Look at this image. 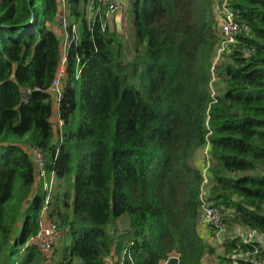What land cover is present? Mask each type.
<instances>
[{
	"label": "trees",
	"instance_id": "obj_1",
	"mask_svg": "<svg viewBox=\"0 0 264 264\" xmlns=\"http://www.w3.org/2000/svg\"><path fill=\"white\" fill-rule=\"evenodd\" d=\"M216 2L130 0L126 49L106 5L68 0L79 39L57 135L47 91L62 56L57 1H0V264H104L124 249L125 264H205L217 247L199 223L204 186L228 226L220 262L243 252L244 264H264V0L230 1L250 30L214 65ZM33 148L61 180L49 218L68 240L53 258L29 244L45 204ZM122 216L119 234L110 226ZM245 227L262 241H245Z\"/></svg>",
	"mask_w": 264,
	"mask_h": 264
},
{
	"label": "built area",
	"instance_id": "obj_2",
	"mask_svg": "<svg viewBox=\"0 0 264 264\" xmlns=\"http://www.w3.org/2000/svg\"><path fill=\"white\" fill-rule=\"evenodd\" d=\"M58 4L57 22L61 29L60 45L62 48V56L58 71L48 88L54 103L59 107L64 89V78L66 77V66L68 62V49L72 39H79L77 32V25H73L70 31L69 22V6L68 0H56ZM231 0H217L215 6L216 19L221 36L225 39L222 41V48L224 50L226 45L236 42L237 36L244 31H249L250 28L247 24H241L235 20V12L232 9ZM98 3L107 6V16L113 15L117 18L122 17L124 9L128 6V0H98ZM119 22V21H118ZM119 24V23H118ZM40 89V88H39ZM30 88H26L24 92H30ZM27 98L25 97V100ZM59 125L63 124V120L59 119ZM38 168V176H45V154L37 148L30 150ZM210 143L206 144L204 149L205 160L203 162V171L205 176V182L208 181V171L210 167ZM47 186V183H46ZM206 187L202 188L201 193V206L199 223L202 231L212 239L216 246L222 245L227 239L228 226L221 209L216 206L212 201L208 200ZM49 196L45 200L44 208L42 209L38 221L37 232L30 237L29 244L36 247L42 255L48 257H54L53 250L58 244V241L62 235V230L58 224L52 221L45 212L49 206ZM244 240L250 243L262 241L263 235L257 228L245 227L241 230ZM248 253L238 252L230 255V260L223 262L222 264H244L241 259L248 258ZM127 259L132 260L131 252L129 249H124L122 253L111 254L105 260L104 264H125Z\"/></svg>",
	"mask_w": 264,
	"mask_h": 264
},
{
	"label": "rangeland",
	"instance_id": "obj_3",
	"mask_svg": "<svg viewBox=\"0 0 264 264\" xmlns=\"http://www.w3.org/2000/svg\"><path fill=\"white\" fill-rule=\"evenodd\" d=\"M1 1V0H0ZM130 1V0H128ZM130 13V15H129ZM93 15V14H91ZM124 15V16H123ZM123 17H120L118 18L119 19V22L124 18V22L121 24V25H116L114 24L113 25V29H116L117 31H119V34L121 35L122 37V40L125 41V47L126 49L130 48L131 45H132V41L134 40V27L132 25V16H131V11L129 10V3H128V6H126V8L124 9V13H123ZM112 20H115V23H119L117 22L116 19H113V18H116L114 17L113 15L110 16ZM220 32V30H219ZM221 34V33H220ZM225 39L221 36V41L217 47V50H216V54L213 58V61H214V65L218 64L220 61H222L224 58V54L225 53H228L230 51V47H231V44H228L226 45V48L224 50H221L222 48V41H224ZM214 69V67H213ZM215 78V81H219L218 77L214 76ZM57 105L54 103V110H57ZM54 126H55V130H56V134L58 135L59 134V129H60V125H59V121H54ZM57 137V136H56ZM45 176L44 177H40V175L38 177H36V182H40V179H41V183H42V187L39 189V192L42 193V194H45V200L46 198L49 196V203L47 206H49L45 212L46 216H48L49 218V211H50V204L52 203L51 205V209H53L52 207H54V204H55V201L58 197V195L60 194L58 192L59 188L57 189V186H56V180L54 179V176H55V173H53L52 171H49L45 169ZM208 179H210L208 177ZM73 180H74V177H73ZM46 183H47V186H46ZM60 185H58L59 187ZM63 188H68V184L66 182L63 183ZM61 190V189H60ZM35 193V191H34ZM59 193L57 196L56 194ZM62 195V194H61ZM53 197V198H52ZM45 205V204H44ZM44 208V206L42 207V209ZM42 211V210H41ZM23 220H24V217H23ZM58 223V222H57ZM19 225H22V223L20 222ZM129 218L127 216H122L121 218H119L117 221H115L111 226L110 228L113 230H117V232L119 234L121 233H125L128 229H129ZM63 231V230H62ZM206 236V235H205ZM206 239H208V237H205ZM67 237L65 235V232L63 231L62 232V235L58 241V248H62V246L66 243L67 241ZM217 247V251L215 254L213 255H206L205 258H204V263L205 264H222V262H220L218 256L220 254L223 253V248L220 246H215ZM57 259H58V255H57ZM55 262V261H54ZM51 263V264H54Z\"/></svg>",
	"mask_w": 264,
	"mask_h": 264
},
{
	"label": "crops",
	"instance_id": "obj_4",
	"mask_svg": "<svg viewBox=\"0 0 264 264\" xmlns=\"http://www.w3.org/2000/svg\"><path fill=\"white\" fill-rule=\"evenodd\" d=\"M88 13H89L90 16H91V14H93V11L90 10V7H89V9H88ZM123 16H124V15H123ZM123 16H122V17H123ZM119 18H120V17H119ZM125 18H126V17H124L121 21L124 22V19H125ZM113 19H115V18H113ZM107 21H108V23H109L110 25H112V24H113V25L116 24V23H115V20H112L110 16H108ZM118 21H119V19L117 18V22H118ZM51 27H52V29L57 33V35L60 37L61 29L59 28L58 22L52 24ZM77 32H78V36H79V25H77ZM56 108H57V110H55L54 115H53V120H54V121H58V120H59V113H58L59 107L57 106ZM37 177H38V174H37ZM54 179L56 180V186H57V189H58V188H59L58 185H60L61 180H60L59 178L56 177V174H55V176H54ZM36 180H38V179H36ZM41 187H42V183H41V179H40V182H36V183H35V186H34V191H35V193L33 192V193H34L33 195H35V194H37V193H40V192H39V189H40ZM204 235H206V234H204ZM205 237H208V236L206 235ZM208 238H209V237H208ZM113 254H116V255H117L116 251H114Z\"/></svg>",
	"mask_w": 264,
	"mask_h": 264
}]
</instances>
